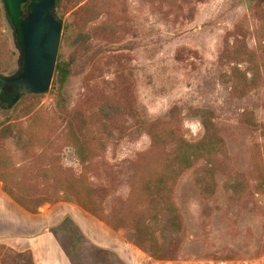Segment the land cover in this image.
Here are the masks:
<instances>
[{"label":"rangeland","instance_id":"rangeland-1","mask_svg":"<svg viewBox=\"0 0 264 264\" xmlns=\"http://www.w3.org/2000/svg\"><path fill=\"white\" fill-rule=\"evenodd\" d=\"M56 14L57 61H73L61 93L0 97L5 191L29 211L90 209L164 264H264V0H62ZM18 69L0 1V77Z\"/></svg>","mask_w":264,"mask_h":264},{"label":"crops","instance_id":"crops-1","mask_svg":"<svg viewBox=\"0 0 264 264\" xmlns=\"http://www.w3.org/2000/svg\"><path fill=\"white\" fill-rule=\"evenodd\" d=\"M74 202L25 209L0 183V264H164Z\"/></svg>","mask_w":264,"mask_h":264},{"label":"water","instance_id":"water-1","mask_svg":"<svg viewBox=\"0 0 264 264\" xmlns=\"http://www.w3.org/2000/svg\"><path fill=\"white\" fill-rule=\"evenodd\" d=\"M13 29L19 52V69L4 76L11 90L6 99L13 106L25 94H44L51 85L62 34L56 0H0Z\"/></svg>","mask_w":264,"mask_h":264},{"label":"trees","instance_id":"trees-1","mask_svg":"<svg viewBox=\"0 0 264 264\" xmlns=\"http://www.w3.org/2000/svg\"><path fill=\"white\" fill-rule=\"evenodd\" d=\"M61 2L62 0H56L55 4H56V9H58V12H59V9L61 8ZM4 12V11H3ZM62 15V14H60ZM5 16V15H4ZM6 19V18H5ZM63 32H64V43L67 42V40L70 38V33H68V27H64L63 28ZM72 63L73 61L72 60H59L56 62V66H55V71H54V75H53V79H52V84H58L59 87H60V93H61V89L63 88L65 82L67 81V79L69 78L70 76V73H71V69H72ZM37 95H41V94H32V93H27L25 95H23L18 101L17 103L20 101V100H23L24 98L26 97H31V98H34L36 97ZM121 109V107L119 105H111V104H106L102 107L101 109V113L103 115V117H105L106 119L108 120H113L114 118L116 119V117L118 116V111ZM82 122L85 123L84 119L81 118ZM72 120H69L67 122V127L70 128V129H73V123L71 122ZM181 157L179 159V162H186V160H188L190 158V155H189V152H186V151H182L181 152ZM78 200V203H83L82 200H80L79 198L77 199ZM84 208V207H83ZM85 209V208H84ZM87 210V209H86ZM90 213L94 214L92 210L88 209ZM87 210V211H88ZM141 244V242H139ZM140 248L146 252L149 253V251L145 248V247H142L140 245ZM0 251H3V248L0 246ZM20 256H24L26 257V261H27V264L31 263V256L29 253H24V254H18ZM153 257L155 256L152 255ZM158 257V256H156Z\"/></svg>","mask_w":264,"mask_h":264},{"label":"flooded vegetation","instance_id":"flooded-vegetation-1","mask_svg":"<svg viewBox=\"0 0 264 264\" xmlns=\"http://www.w3.org/2000/svg\"><path fill=\"white\" fill-rule=\"evenodd\" d=\"M11 88L8 84V82H6V80H4V78L0 77V97H2L3 99H8L9 95L8 93L10 92Z\"/></svg>","mask_w":264,"mask_h":264}]
</instances>
